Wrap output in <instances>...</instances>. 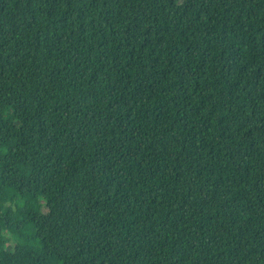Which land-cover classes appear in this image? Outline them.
<instances>
[{
	"label": "trees",
	"instance_id": "trees-1",
	"mask_svg": "<svg viewBox=\"0 0 264 264\" xmlns=\"http://www.w3.org/2000/svg\"><path fill=\"white\" fill-rule=\"evenodd\" d=\"M0 264H264V0H0Z\"/></svg>",
	"mask_w": 264,
	"mask_h": 264
}]
</instances>
